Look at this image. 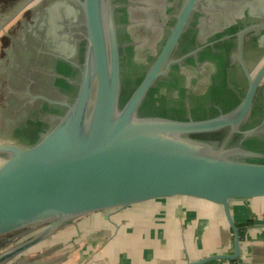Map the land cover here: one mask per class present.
Instances as JSON below:
<instances>
[{
	"label": "water",
	"instance_id": "1",
	"mask_svg": "<svg viewBox=\"0 0 264 264\" xmlns=\"http://www.w3.org/2000/svg\"><path fill=\"white\" fill-rule=\"evenodd\" d=\"M72 1L79 5L86 29L73 98L65 103L44 98L63 110L34 143H0V237L43 228L0 251V264L80 217L174 197L220 206L233 235L232 254L185 264L238 260L241 240L230 202L264 198V153L253 142L264 134V119L249 124L264 63L252 77L241 63L247 88L226 112L185 120L142 114L156 80L187 57L168 60L199 0H185L153 63L125 99L110 4ZM222 132L226 146L216 147ZM233 136L234 143H227Z\"/></svg>",
	"mask_w": 264,
	"mask_h": 264
},
{
	"label": "flooded vegetation",
	"instance_id": "2",
	"mask_svg": "<svg viewBox=\"0 0 264 264\" xmlns=\"http://www.w3.org/2000/svg\"><path fill=\"white\" fill-rule=\"evenodd\" d=\"M35 1L38 0H9L13 2L11 5L16 3L14 11H11L12 15L21 8L17 14L22 15L24 39L20 42L22 54L17 61L22 67L18 71L20 81L15 86L19 85L18 89H23V95L26 96L22 97L23 100L15 96L18 116L9 121L10 131L0 133V142L28 145L37 141L63 110L59 105L48 104L39 99V95L52 102H69L76 92L79 80L86 48L84 16L79 5L72 0H39L35 7H31ZM184 2L185 0H104V6L109 3L113 12L121 68L125 63L128 73L130 69L128 76L131 82L137 78L126 97L133 92L153 63ZM221 3L223 0H199L178 46L173 49L168 60L187 57L172 64L151 87L142 108L146 115L154 112L173 119H203L226 112L239 103L247 88V79L239 57L244 58L243 65L252 77L256 73L253 62L255 52H243L242 45L235 48L238 57L237 72L231 73L229 70L227 82L230 88L224 91L218 85L224 79L221 77L223 71L227 73L222 67V56L226 52L222 48L224 40L210 32L208 20L210 14L216 16L223 12L219 8ZM28 5L31 8L25 11ZM4 23L6 24V19L0 17V31ZM15 28L19 29L15 26L11 30ZM30 30L37 34L31 35ZM51 38L54 39L53 46L50 44ZM0 40L5 43V38ZM225 40L227 41L226 38ZM142 68L144 71L136 76L137 69ZM260 91L258 87L250 110L251 126L264 119V99L260 96ZM223 135L224 132L222 138L220 136L215 142L216 147L225 145ZM236 138L233 136L227 143ZM253 142L262 145L261 150H264V134L253 139ZM23 232L10 234L8 240L11 239L12 243L8 246L3 241L5 246L0 251L15 244Z\"/></svg>",
	"mask_w": 264,
	"mask_h": 264
},
{
	"label": "crops",
	"instance_id": "3",
	"mask_svg": "<svg viewBox=\"0 0 264 264\" xmlns=\"http://www.w3.org/2000/svg\"><path fill=\"white\" fill-rule=\"evenodd\" d=\"M12 3L0 0V17L6 19L0 31V39L5 38V43L0 40V133L10 131L9 121L18 116L15 98L23 100L26 96L23 89H18L19 85L15 86L20 81L18 71L22 65L17 60L22 54L20 42L24 35L22 15L18 18L20 13L17 14L21 8L12 15L16 4ZM31 7L28 5L24 10ZM219 8L223 12L216 16L210 14L208 20L210 32L224 40L222 48L226 52L222 56V67L227 73L223 71L224 79L218 85L228 91V72H237L236 47L242 45L243 52H255L254 73L264 63V0H223ZM15 26L19 29L11 30ZM36 34L32 31L31 35ZM49 40L53 46L54 39ZM239 59L245 63L243 57ZM259 90L264 99V78ZM44 98L39 95V99L45 101ZM144 204L80 217L5 264H185L233 253L232 231L220 206L186 197ZM230 212L236 225L250 222L241 240V256L235 264H264V198L231 201ZM143 218H148L149 224L155 226L152 235L148 234L150 238L125 237L129 226ZM205 264L231 262L216 260Z\"/></svg>",
	"mask_w": 264,
	"mask_h": 264
},
{
	"label": "rangeland",
	"instance_id": "4",
	"mask_svg": "<svg viewBox=\"0 0 264 264\" xmlns=\"http://www.w3.org/2000/svg\"><path fill=\"white\" fill-rule=\"evenodd\" d=\"M20 17V15L18 16V18ZM139 35V34H137ZM128 67L125 63H123V67H122V79H121V98L122 99H125L126 98V95L127 93L131 90V88L133 87V85L136 83V80H133V82H131L128 74H130V69H129V73H128ZM144 69H140L136 71L135 75H140L141 72H143ZM144 106V105H143ZM143 108V107H142ZM144 113V110H142V114ZM155 114V115H160V114H157V113H154V112H151V114ZM146 114V113H144ZM263 151V150H262ZM264 153V152H263ZM2 160L0 159V164H2ZM168 199H171V198H168ZM168 199H164V200H168ZM158 200H163V199H158ZM153 201H157V200H153ZM153 201H149V202H153ZM146 203V202H145ZM142 205L140 204H137L138 206H144L145 204L144 203H141ZM134 206V205H133ZM156 220V219H155ZM143 221V222H142ZM142 221H139L138 224L134 225L132 224L131 226H129V231H126L125 233V237H127L128 239H135V238H150L148 236V234H150V236L152 235V232L154 230L153 227L155 226H151L149 224V219L148 218H143ZM133 221L130 219L129 223H132ZM109 223H111L109 221ZM43 227H39V228H34V229H30V230H27V231H24L22 233V235L20 236L21 238L19 239V241H17L16 243L20 242V241H23L24 239L28 238L29 236H31L32 234L40 231ZM32 231V232H31ZM134 235H137V236H133ZM133 236V237H132ZM130 237V238H129ZM71 249L68 247V250ZM57 253V252H55Z\"/></svg>",
	"mask_w": 264,
	"mask_h": 264
},
{
	"label": "trees",
	"instance_id": "5",
	"mask_svg": "<svg viewBox=\"0 0 264 264\" xmlns=\"http://www.w3.org/2000/svg\"><path fill=\"white\" fill-rule=\"evenodd\" d=\"M249 225H250V222H247V223L242 224V225H237V227L239 229L240 240H243L244 239V234H245V232H246V230H247V228H248ZM9 236H10V234L9 235H5L3 237H0V248H4V246H5V243H3V241L6 242V243H8L7 245H9V244L12 243V240L11 239L8 240V237ZM235 263L236 262H231V264H235Z\"/></svg>",
	"mask_w": 264,
	"mask_h": 264
}]
</instances>
